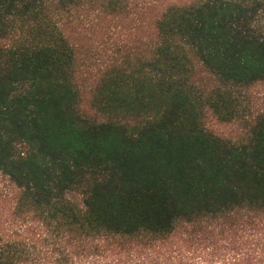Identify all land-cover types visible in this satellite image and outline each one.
Listing matches in <instances>:
<instances>
[{
  "label": "trees",
  "instance_id": "1",
  "mask_svg": "<svg viewBox=\"0 0 264 264\" xmlns=\"http://www.w3.org/2000/svg\"><path fill=\"white\" fill-rule=\"evenodd\" d=\"M118 34L123 57L84 73ZM260 81L264 0H0V264H99L178 226L228 239L207 264H264V111L236 142L204 125Z\"/></svg>",
  "mask_w": 264,
  "mask_h": 264
},
{
  "label": "rangeland",
  "instance_id": "2",
  "mask_svg": "<svg viewBox=\"0 0 264 264\" xmlns=\"http://www.w3.org/2000/svg\"><path fill=\"white\" fill-rule=\"evenodd\" d=\"M120 44L122 48L127 45V41L120 34L104 39L98 37L87 43L83 50L84 54L81 55V58L84 57L81 65L83 72L96 74L113 60L123 57L124 50L120 52ZM85 49L88 51L85 52ZM233 96L236 98L237 104L236 116L229 121H224L209 111L206 113L204 125L212 133L236 142L248 136L251 120L256 114L264 111V81L248 87L236 88L233 91ZM13 193L14 189L0 175V194H8L7 199L0 200V209L6 210L8 214L13 206ZM199 237L207 239L199 242ZM217 239H219L216 244L218 249L215 250L217 256L228 254L229 250L225 248L228 239H225L224 235H214V232L211 233L208 229L200 230L178 226L169 238L157 241L149 249L142 248L140 240L112 239L109 241L108 247L114 249L112 251L109 249L97 257L106 255L107 258L101 259L99 264H143L145 254H149V260L155 263L167 260L172 264H207L205 260H211L212 252H214L210 242Z\"/></svg>",
  "mask_w": 264,
  "mask_h": 264
}]
</instances>
